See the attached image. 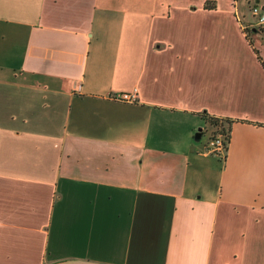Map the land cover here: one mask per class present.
I'll return each instance as SVG.
<instances>
[{
  "label": "crops",
  "instance_id": "obj_1",
  "mask_svg": "<svg viewBox=\"0 0 264 264\" xmlns=\"http://www.w3.org/2000/svg\"><path fill=\"white\" fill-rule=\"evenodd\" d=\"M207 1L0 0V264H264V26Z\"/></svg>",
  "mask_w": 264,
  "mask_h": 264
},
{
  "label": "built area",
  "instance_id": "obj_2",
  "mask_svg": "<svg viewBox=\"0 0 264 264\" xmlns=\"http://www.w3.org/2000/svg\"><path fill=\"white\" fill-rule=\"evenodd\" d=\"M251 10L254 16L255 23L259 27L264 26V8L254 3L251 5ZM250 26H252V24H248L247 28H249ZM112 98L132 102L137 99V92L136 90H134L133 93H116L112 96ZM227 139L228 138L226 134L222 133L219 130L215 131V133L210 136V139L208 141L209 150L219 155L225 154L227 149Z\"/></svg>",
  "mask_w": 264,
  "mask_h": 264
},
{
  "label": "rangeland",
  "instance_id": "obj_3",
  "mask_svg": "<svg viewBox=\"0 0 264 264\" xmlns=\"http://www.w3.org/2000/svg\"><path fill=\"white\" fill-rule=\"evenodd\" d=\"M239 2H240V4H239L238 7H239L240 11L244 13V15H247L248 19L250 20L249 24H252V26L254 28H261L255 23L254 16H253V13H252V10H251V5L254 4V2L256 3V0H248V2H247V0L246 1L244 0V2H243V0H238V3ZM263 3H264V0H261V3H256V4H258L259 6L263 7V5H262ZM248 19H245V20L248 21ZM215 131L216 130H214L213 133H215ZM213 133L211 132L210 136ZM208 141H209V133H204L203 136H202V139L199 141V143L200 144L201 143L208 144Z\"/></svg>",
  "mask_w": 264,
  "mask_h": 264
},
{
  "label": "trees",
  "instance_id": "obj_4",
  "mask_svg": "<svg viewBox=\"0 0 264 264\" xmlns=\"http://www.w3.org/2000/svg\"><path fill=\"white\" fill-rule=\"evenodd\" d=\"M211 2H214V1H212V0L211 1H207L206 5L209 6V3H211ZM212 7H214V6H212ZM212 7L209 6V8H212ZM208 120H210L214 126H217L219 131H221L222 133L226 134L227 138H229V133H228L229 129L227 128V126L224 123H220L222 121H220L219 118L218 119L217 118H208Z\"/></svg>",
  "mask_w": 264,
  "mask_h": 264
},
{
  "label": "water",
  "instance_id": "obj_5",
  "mask_svg": "<svg viewBox=\"0 0 264 264\" xmlns=\"http://www.w3.org/2000/svg\"><path fill=\"white\" fill-rule=\"evenodd\" d=\"M201 133H202V128H199L197 134H196V138H200L201 137Z\"/></svg>",
  "mask_w": 264,
  "mask_h": 264
}]
</instances>
